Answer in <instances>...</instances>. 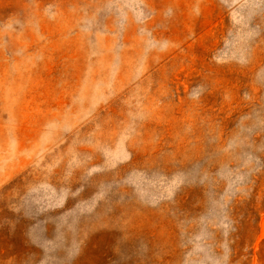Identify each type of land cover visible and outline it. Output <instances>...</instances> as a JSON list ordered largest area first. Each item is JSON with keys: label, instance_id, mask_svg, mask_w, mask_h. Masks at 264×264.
Masks as SVG:
<instances>
[{"label": "rangeland", "instance_id": "1", "mask_svg": "<svg viewBox=\"0 0 264 264\" xmlns=\"http://www.w3.org/2000/svg\"><path fill=\"white\" fill-rule=\"evenodd\" d=\"M0 264H264V0H0Z\"/></svg>", "mask_w": 264, "mask_h": 264}]
</instances>
